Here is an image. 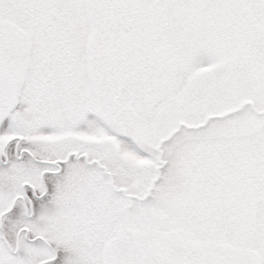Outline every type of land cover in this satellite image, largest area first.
Returning a JSON list of instances; mask_svg holds the SVG:
<instances>
[{
	"label": "snow or ice",
	"instance_id": "obj_1",
	"mask_svg": "<svg viewBox=\"0 0 264 264\" xmlns=\"http://www.w3.org/2000/svg\"><path fill=\"white\" fill-rule=\"evenodd\" d=\"M0 264H264V0H0Z\"/></svg>",
	"mask_w": 264,
	"mask_h": 264
}]
</instances>
